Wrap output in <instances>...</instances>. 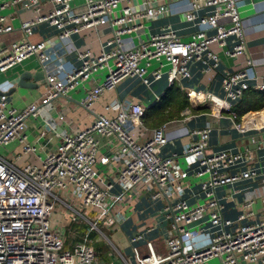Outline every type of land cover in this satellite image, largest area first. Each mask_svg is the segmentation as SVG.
Segmentation results:
<instances>
[{
  "label": "built area",
  "instance_id": "2783aa9c",
  "mask_svg": "<svg viewBox=\"0 0 264 264\" xmlns=\"http://www.w3.org/2000/svg\"><path fill=\"white\" fill-rule=\"evenodd\" d=\"M11 8L31 18L21 23L22 39L3 46L2 36L13 32V27L2 13ZM239 8L237 0H0V74L30 58L43 68L48 65L49 41L30 40L40 25L54 29L60 42L108 28L110 35L97 52L76 50L78 68L61 75L53 66L56 72L46 77L42 103L81 88L85 91L81 105L90 109L127 79L146 88L163 77L168 88L181 85L189 81L194 63H203L202 73L211 75L220 62L216 51L235 63L245 59ZM174 13H182L185 23L195 29L188 40L181 41L166 26L135 46L146 22ZM252 67L248 58L241 69L223 73V97L192 89L186 96L198 106L209 104V117L214 120L227 116L239 134L264 132V123L257 128L251 120L244 126L246 115L238 117L235 112L245 93L264 92L255 72L248 71ZM104 110L105 115L112 111L116 115L99 116L84 129L61 135L51 152L36 156L39 165L18 167L0 154V264H213L214 259L217 264H264V195L252 190L248 196V188H243L264 180L257 156L263 151L264 158V133L250 139L256 156L250 149L210 152L209 126L190 130L191 142L182 155L164 156L166 126L146 137L144 106L113 102ZM39 116L37 103L17 110L0 94V149L16 142L24 154L34 152L24 135L25 122ZM44 123L55 131L51 123ZM100 140L107 141L113 152L98 160L99 166L110 167L104 172L105 181L98 179L95 169ZM231 188H235L232 193L219 196ZM113 189L120 194L111 193ZM143 195L150 205H163L152 208L155 214L149 227L128 241L132 251L128 258L102 230L114 231L125 218L123 210ZM236 195H243V200L235 203L238 212L230 219L224 216L223 201H234ZM58 213L62 221L76 226L71 235H82L81 241L72 240L65 230L69 227L52 219ZM93 234L111 248L108 263L98 259ZM157 238L162 239L164 254L154 249Z\"/></svg>",
  "mask_w": 264,
  "mask_h": 264
},
{
  "label": "crops",
  "instance_id": "0c3cea01",
  "mask_svg": "<svg viewBox=\"0 0 264 264\" xmlns=\"http://www.w3.org/2000/svg\"><path fill=\"white\" fill-rule=\"evenodd\" d=\"M237 2L240 5L239 14L246 42L244 58H250L253 64V67L248 68V71L250 73L255 72L256 76L260 79V83L264 84V0H237ZM2 15L10 19L13 27V32L2 36L1 44L7 46L12 42L22 39L19 28L22 22L31 18V15L21 11L19 8L7 9ZM166 26H170L177 33L181 41L188 40L189 35L195 30L191 24L185 23L182 13H174L162 19L146 22L144 29L134 40L135 46L138 47L141 41L147 40L150 36L156 34L161 28ZM56 35L57 32L54 29L47 25H40L36 27L30 38L32 42L40 40L49 41L51 45L49 53L51 54L50 62L46 67L43 68L35 58H30L7 73L0 74V94L7 96L8 102L12 107L21 110L33 103L38 104V113L40 116L36 119L26 120L24 133L27 142L32 146L34 152L24 154L22 146L15 142L8 146L10 147V152L7 155L6 153L2 154L7 160L14 162L18 167H23L27 164L39 165L36 156L43 157L51 152L56 147L61 135L82 130L93 123L97 117L105 115L106 112L104 107L113 102L121 104L122 106H126L129 103L144 106V108H146L143 116L144 118L147 113H150L149 111L161 104V99L169 89L164 77L162 80L152 84L149 88L142 86L136 79H127L115 90L104 93L90 109H86L81 105V101L85 96V91L81 88L75 89L67 93L64 97L57 98L49 103H42L41 99L47 88L46 77L56 72V70V73H58L59 70V74L62 75L63 72L78 68L79 61L75 54L76 50L90 49L97 52L99 50V44L104 46L105 39L110 35V29L104 28L99 33L85 32L80 35L72 36L69 41L65 42H60ZM216 52L220 62L211 75H204L202 73V69L205 67L203 63L199 62L200 67L194 63L190 69V79L188 83L177 85L179 91L184 95L188 103V105L176 115L177 117L174 119L170 118L157 127H152V125L158 123V120H152L148 122L149 125H147L143 123L142 118L144 128L147 130L146 137L151 135L153 129L166 126L165 136L167 144L162 148V154L164 156L171 155L172 153L179 156L182 155L184 146L191 142V137L189 135L190 130L201 129L206 126L211 128L208 142V149L210 152H244L246 149H250L253 151L254 156H256L254 147L252 148L250 146V139L253 136L260 138L261 134L264 132L239 134L232 129L233 124L227 116H223L220 120H214L209 117V114L212 112V108L209 105L198 106L196 102L189 100L186 96L187 91L192 89L202 93H210L219 98L223 97L221 89L223 73L233 71L234 67L241 69L245 59H241L235 63L222 53H219L220 51ZM53 66L57 69L55 70ZM99 79H101V76ZM255 83V81L251 82L252 85H255ZM89 84L90 85H87V89L90 88L92 82ZM186 111L190 112V116L187 117ZM260 113H264V109L258 112H247L243 114V117L246 115L243 118L244 126L249 124L251 120L254 121L257 128L262 126L264 121L261 120ZM114 115H116V113L112 111L110 115L107 114L105 116ZM61 118L62 120L59 121ZM44 120L48 124H52V127L55 129L54 132L50 129H46ZM112 154L113 152L108 142L100 140L96 154L97 165L95 169L98 179L102 181H105L104 172L111 170L110 167L104 168L99 166L98 160L99 158L110 157ZM262 154L263 151L257 152V156L260 157V171L264 173V158ZM111 165H116V162H112ZM119 165H121L120 162ZM244 187L248 188V196L252 194V190L253 192L258 190L260 194L262 193L264 195V180L262 178H259V182H249L243 186V188ZM234 189L235 188H231V190L227 189L226 192H219V196H226V193H232ZM111 193L114 195L120 194L118 189H113ZM242 200L243 195H236L234 201L224 200L223 204H225L226 208L224 215L234 217L238 212V210L234 208L235 203L240 204ZM256 204L255 208L257 209L260 203L257 202ZM162 205L163 202H159L154 206L150 205L147 195L139 197L136 203L134 201L131 207L123 210L125 212V218H123L122 223L116 226L114 231H108L114 238L113 242L117 243L119 247L122 245L125 247L123 243L128 245V241L134 234L142 232L149 227L152 221L151 217L155 214L152 208L157 206V208L160 209ZM232 208L234 209L232 210ZM63 226L69 227L72 231L76 228L75 225H70L65 220L62 221V227ZM79 231L80 233L83 232L81 230ZM153 235L154 234H151L150 237L154 238ZM81 238L82 235L79 236V239ZM125 250L127 251L126 248L122 251ZM103 262L108 263V257L105 258L103 256Z\"/></svg>",
  "mask_w": 264,
  "mask_h": 264
},
{
  "label": "trees",
  "instance_id": "16d2710c",
  "mask_svg": "<svg viewBox=\"0 0 264 264\" xmlns=\"http://www.w3.org/2000/svg\"><path fill=\"white\" fill-rule=\"evenodd\" d=\"M199 66V62L196 63ZM200 67V66H199ZM183 84H187L188 81H183ZM188 105L186 98L179 91V87L174 84L166 91L161 104L158 107H154L150 113H147L143 118V123L149 125L148 122L152 120H158V123H154L152 127L160 126L163 122L168 119H174L178 113ZM264 109V92L249 91L244 94L241 101L235 108V112L241 117L247 112H258ZM145 119V121H144ZM237 214V213H236ZM233 215V214H232ZM227 218L233 219L234 217L226 216ZM92 238V237H90ZM95 249L101 251L100 246H95ZM98 259L103 260L102 254L98 253Z\"/></svg>",
  "mask_w": 264,
  "mask_h": 264
},
{
  "label": "rangeland",
  "instance_id": "374dc122",
  "mask_svg": "<svg viewBox=\"0 0 264 264\" xmlns=\"http://www.w3.org/2000/svg\"><path fill=\"white\" fill-rule=\"evenodd\" d=\"M206 105H209V104H206ZM10 152V147H6L5 149H0V154H5L6 153V155L8 154ZM194 181H198L199 182V179H196V180H194ZM54 221H58V222H61L62 221V217H61V214L60 213H58L57 215H53V218H52ZM67 227V226H66ZM66 230V232H67V234L68 235H70V237H71V239L72 240H74V241H76V242H79V241H81V239H79V237H77L76 235H71V229L70 228H67V229H65ZM102 233L105 235V236H107V237H109L110 238V240H112V242H113V240H114V238L108 233V231L107 230H102ZM91 242H92V244L94 245V246H96V248H97V246H100L101 247V251H98V250H96V252L97 253H100V254H102V256H104L105 258H107L106 257V254L107 255H110V249H107V247L105 246V241L103 240V239H100V237L99 236H97L96 234H93V235H91ZM114 243V242H113ZM124 245H125V247H123V245L122 246H118L117 245V243H114V245L117 247V249L120 251V252H122V253H124V251H122V250H124L125 248H127V251H126V253H124L126 256H128V258H131L132 257V251H131V249H130V251H128L129 250V245H127L126 243H123ZM153 246H154V249H155V251L157 252V253H159V254H164V246H163V242H162V239L161 238H157L154 242H153ZM131 261V260H130ZM132 262V261H131ZM213 264H217L218 263V260L217 259H214V260H212L211 261Z\"/></svg>",
  "mask_w": 264,
  "mask_h": 264
},
{
  "label": "bare ground",
  "instance_id": "6f19581e",
  "mask_svg": "<svg viewBox=\"0 0 264 264\" xmlns=\"http://www.w3.org/2000/svg\"><path fill=\"white\" fill-rule=\"evenodd\" d=\"M261 120L264 121V113H260Z\"/></svg>",
  "mask_w": 264,
  "mask_h": 264
},
{
  "label": "water",
  "instance_id": "95a60500",
  "mask_svg": "<svg viewBox=\"0 0 264 264\" xmlns=\"http://www.w3.org/2000/svg\"><path fill=\"white\" fill-rule=\"evenodd\" d=\"M62 96H59V98H61Z\"/></svg>",
  "mask_w": 264,
  "mask_h": 264
}]
</instances>
